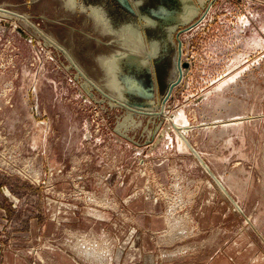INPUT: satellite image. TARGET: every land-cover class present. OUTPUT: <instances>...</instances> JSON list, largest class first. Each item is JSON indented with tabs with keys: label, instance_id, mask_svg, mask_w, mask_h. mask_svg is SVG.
I'll return each instance as SVG.
<instances>
[{
	"label": "rangeland",
	"instance_id": "374dc122",
	"mask_svg": "<svg viewBox=\"0 0 264 264\" xmlns=\"http://www.w3.org/2000/svg\"><path fill=\"white\" fill-rule=\"evenodd\" d=\"M201 1L0 0V264L11 253L28 264H56L58 241L32 242L29 221L57 223L74 210L80 219L90 206L106 219L104 209L114 206L88 192L86 175L107 179L122 166L142 169L146 180L165 174L163 184L151 182L166 216L165 232L156 235L164 264H205L242 235V257L232 248L215 263L264 264V0ZM190 3L197 16L169 30L164 16L182 19ZM35 29L63 45L108 91L116 89L106 65L114 57L123 73L121 94L164 107L187 127L189 144L164 116L130 115L101 102L99 90L92 98L76 80L78 71L67 69L69 58ZM124 29L131 31L124 36ZM136 37H144L140 45ZM63 182L72 188H61ZM209 204L218 209L205 213ZM203 214L211 219L206 228ZM98 240L94 255L74 248L90 261L85 256L108 251Z\"/></svg>",
	"mask_w": 264,
	"mask_h": 264
},
{
	"label": "crops",
	"instance_id": "0c3cea01",
	"mask_svg": "<svg viewBox=\"0 0 264 264\" xmlns=\"http://www.w3.org/2000/svg\"><path fill=\"white\" fill-rule=\"evenodd\" d=\"M64 105L61 103V106L64 107ZM78 127L75 126L74 129H78ZM146 160L148 161L146 165H151V159ZM48 164L51 167V159H49ZM128 167L122 166L116 172L117 174L113 173L107 179L101 176L99 172H89L87 174L88 177L86 175V179L90 183L87 184L90 189L88 192L93 195L103 196L108 201H112L108 202V204L112 203L114 207L112 209H104V211H107V215H104L106 219L96 218L95 216H97L99 212L98 208L100 207L95 208L93 206L87 208L90 210L88 211L90 214L88 213L86 217H84L85 212L82 211L84 215H81L80 219L78 218L79 214H75L76 210L69 213L68 218H65L64 221H58L57 223L55 221H46L40 225L38 220L32 219L28 223L27 237L32 242H34V239H39L40 237L44 241L46 239H50L51 241L57 240L60 248L55 256L56 264H164V253L162 249H158L159 239H156V235L165 232L166 216L163 214V205L154 199V195L157 193V186L151 182L155 183L157 179L158 182L163 184L166 182L165 174L149 175L146 180L141 173L142 169L140 166L141 171L139 170V172ZM66 179L73 180L71 176H66ZM60 185L65 190L72 188L68 182H63ZM64 205L67 206L65 210L69 211V209H74L76 202L74 204ZM212 209H218V205L209 204L204 211L206 213ZM93 212L96 213L93 214ZM111 212L112 215L109 214ZM91 216L94 217L92 218ZM203 216L201 221L202 227L206 228L211 224V219L209 214L207 215L209 216V220L208 217L206 218V215L203 214ZM218 229V232L221 234V228ZM15 234L17 241L19 237L18 232ZM74 234L85 236L77 237ZM102 237L105 239L104 244H106V250L108 251H105L101 247V250H103L101 251V257L98 254L94 258L85 256V258L91 259L92 261H84V258L81 256L83 251L79 250L78 247L87 249V252L92 251V255H94L99 249L98 239H102ZM85 238L90 240V242L85 240ZM242 238L243 235L233 244L231 242L228 245L225 243L215 252L216 254L214 256H209L206 263H204L216 264V259L221 256L227 259V255L232 248L235 249L234 252L236 251L235 258L237 256L241 258ZM87 244H90L88 248L84 246ZM74 246L78 247L74 248ZM237 249L240 251V255H237ZM258 254V252H255L251 255L252 261ZM7 260V264H28L19 255L12 253Z\"/></svg>",
	"mask_w": 264,
	"mask_h": 264
},
{
	"label": "bare ground",
	"instance_id": "6f19581e",
	"mask_svg": "<svg viewBox=\"0 0 264 264\" xmlns=\"http://www.w3.org/2000/svg\"><path fill=\"white\" fill-rule=\"evenodd\" d=\"M77 2V1H76ZM186 2H187V0H186ZM202 2H204V0H202L201 1V3ZM72 3V2H71ZM140 3V2H139ZM200 3V2H199ZM206 3V2H205ZM185 5V4H184ZM189 5V4H188ZM186 6V5H185ZM135 7V6H134ZM202 8V7H201ZM86 10V9H85ZM186 10V9H185ZM202 10V9H201ZM87 11V10H86ZM0 12H1V8H0ZM2 12H4V11H2ZM94 12L98 15L99 13H97L95 10H94ZM185 12V14H183V16L182 17H184V18H182V19H177V17L175 16H168V18L166 19V21L167 20H169L170 18H173L172 20H169V22H168V25H165L164 24V22L163 21H158V20H156V19H154L152 16H147V15H145L146 16V18L148 19V21L150 22V23H154V24H161V25H165V26H167L168 28H169V30H173V29H175L176 28V25H174L175 23H177V22H180V21H183V22H185V21H187V20H191V19H193V17L194 16H197V13H198V8L197 7H195V5H193L192 3H190V5L187 7V10L186 11H184ZM187 12V13H186ZM7 14V13H6ZM14 14V13H13ZM92 14V13H91ZM88 15V14H87ZM182 15V14H181ZM21 17H19V16H17L16 15V18H18V19H22V20H24L26 23H27V25L29 24L30 26L32 25V26H34L31 22H30V20H29V18H28V16H26V15H20ZM144 16V17H145ZM99 17H101L100 15H99ZM139 17V16H138ZM102 18V17H101ZM93 19V18H92ZM100 19V18H99ZM104 20H105V18H104ZM141 20V19H140ZM144 20V19H143ZM147 21V22H148ZM104 22H106V21H104ZM110 25V24H109ZM34 28V27H33ZM128 28H130V27H128ZM35 30H37V32L39 33V34H41L44 38H45V40H47L46 42H49V45H51V46H53V47H55L56 49H58L60 52H62V50H61V48L62 49H65V51L67 52V55L65 54V53H63V54H65V56H67V58H69V61H70V64H71V66H69L68 68L69 69H73V68H75L77 71H81V81L83 82H85L86 83V88L88 89V91H91L92 89L93 90H99L101 93H103V99L101 100V102L102 101H104V102H109L113 107H118V108H122V109H129V110H131V108H133L132 107V105H131V103H132V101L131 100H129L128 98H126V97H124L122 94H121V92L122 93H124V89H125V86H124V84L117 78L118 77V75H121V74H123L122 72L119 74V72L121 71L120 70V68L118 67V65L116 64V60H115V58L114 57H112L111 59H110V63H106V65L107 66H109L110 67V71H114V75L116 76V78L114 79V85H115V87H116V89H114L113 91H108L106 88H104V87H102V86H100L94 79H92L86 72H85V70H83L82 69V67L79 65V63L74 59V57L68 52V50L63 46V45H61L59 42H57L56 40H54L52 37H50V36H48V35H45L40 29H35ZM125 30V32L123 31V33H122V35H127V33H129V30H126V29H124ZM122 31V30H121ZM131 31V30H130ZM117 34H119V33H117ZM128 39H129V37H128ZM141 38H137L136 37V41H137V43H139V45H140V43H142V41H143V39H144V37H143V39H142V41L140 40ZM130 40V39H129ZM134 41V40H133ZM126 42V40H124V43ZM128 42V41H127ZM158 43V42H157ZM166 44V43H165ZM124 45V44H123ZM149 46V45H148ZM160 46H161V44H160ZM126 49V48H125ZM149 50V49H148ZM156 50H158V49H156ZM150 51V50H149ZM118 52V51H117ZM120 52H122V51H120ZM127 52V51H126ZM134 52H136V51H132L131 53H134ZM143 53V52H142ZM134 54H136V53H134ZM126 55H128V54H126ZM143 56H144V54H143ZM117 57V56H116ZM104 62H106V61H104ZM178 63V62H177ZM178 66H180V67H182L180 64L178 65ZM79 69V70H78ZM119 70V71H118ZM127 74V73H126ZM115 82H116V84H115ZM166 106V105H165ZM134 108H136V107H134ZM146 109H143L142 111H144L145 112V114L143 115V116H151V117H166L168 120H171V118H170V116H168V114L166 113V110H165V108L163 107L162 109H158V107H157V105H155V104H149V107H145ZM141 116V115H140ZM180 117H181V115H180ZM177 118H179V116L177 115ZM178 120L176 119V122L175 121H172L171 120V122H173L172 124H173V126L175 127V129L179 132V134H180V137L182 138V140H183V142H185L186 144L188 143V139H186V137H185V131H186V126L184 125V124H182V122H177ZM134 122V121H133ZM154 134V133H153ZM179 137V138H180ZM189 144V143H188ZM192 145V144H191ZM190 145V146H191ZM192 147V146H191ZM195 148V147H194ZM193 147H192V149L195 151V149H194ZM197 150V149H196ZM197 153L200 155V153L197 151ZM198 155V156H199ZM201 156V155H200ZM202 157V156H201ZM200 158V157H199ZM218 178V177H217ZM220 187H222V186H220ZM223 189V188H222ZM221 189V190H222ZM225 190V189H224ZM227 191V190H226Z\"/></svg>",
	"mask_w": 264,
	"mask_h": 264
},
{
	"label": "water",
	"instance_id": "95a60500",
	"mask_svg": "<svg viewBox=\"0 0 264 264\" xmlns=\"http://www.w3.org/2000/svg\"><path fill=\"white\" fill-rule=\"evenodd\" d=\"M10 12V11H9ZM13 13V12H12ZM155 14V13H154ZM14 15H17V16H19V17H21L20 16V14H17V13H14ZM168 16H169V14L167 15V16H164V19H167L168 18ZM173 18H170L169 20H172ZM167 23H168V21H166ZM61 50H62V52L63 53H65L66 55H67V52L65 51V49H62L61 48ZM68 56V55H67ZM70 66V65H69ZM69 66H67V69L69 70ZM79 70V69H78ZM76 76V80H79V79H81V71H78V73L75 75ZM82 86L87 90V92H88V94L93 98L94 97V93H92V90L91 91H88V89L86 88V83L83 81V83H82ZM135 86L136 87H138V89H140V92H143L144 94H145V96L146 97H150V98H152L153 97V92H152V90L151 89H149V90H147L146 88H144V87H142V86H140V85H137V84H135ZM132 101V103H131V105H132V107L133 108H131V110H129V109H127L128 110V113L130 114V115H134V114H136V113H138V114H141V115H144L145 114V112L144 111H142L143 109H146L145 107H149V104H152V101L151 102H147V101H140V100H136V101H133V100H131ZM134 107H136V108H134ZM125 136V135H124ZM200 157V156H199ZM200 160H201V162L203 161V159H201V157H200ZM221 185V184H220ZM222 186V185H221ZM223 187V186H222ZM224 188V187H223Z\"/></svg>",
	"mask_w": 264,
	"mask_h": 264
}]
</instances>
